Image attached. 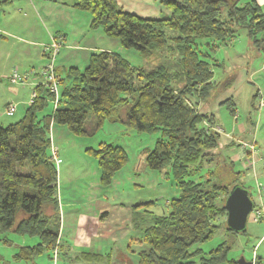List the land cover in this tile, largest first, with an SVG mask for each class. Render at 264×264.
Instances as JSON below:
<instances>
[{
  "label": "trees",
  "instance_id": "1",
  "mask_svg": "<svg viewBox=\"0 0 264 264\" xmlns=\"http://www.w3.org/2000/svg\"><path fill=\"white\" fill-rule=\"evenodd\" d=\"M158 2L168 12L165 18L126 11L117 0H77L74 6L91 14L93 28H102L106 36L118 39L126 49L137 50L145 60L159 62L135 68L121 54L102 50L91 54L85 70L71 67L63 79L53 62L60 97L53 112L40 116L48 97L55 98L47 84V66L42 74L45 83L36 86L24 117L6 127L0 125V234L13 231L40 239L35 246L21 248L16 260L33 261L59 248L58 169L49 153L52 123L66 125L77 135H92L111 119L139 132L159 133L154 149L147 152L146 164L152 170L170 167L179 189V196L168 203L167 214L152 212L154 201L132 208V226L141 233L133 241L138 246L134 251L138 264H238L229 258L232 244L228 242L204 256L197 247L212 239L218 229L216 221L227 217L226 199L240 178L227 164L221 168L232 174L230 179L228 173L226 178L218 174L216 151L221 147V133L214 129L215 117L198 109L213 88L209 55L200 53L198 41L208 40L210 46L213 41L225 44L239 30H246L264 52V4L259 0ZM170 31L177 35H169ZM45 53L50 57L51 49L47 47ZM26 79L18 73L9 78L13 84ZM94 155L101 186L111 185L127 162L125 149L102 143ZM212 165L217 167L216 174L210 169L201 173ZM223 226L231 234L246 232L229 229L226 221ZM107 258L83 252L76 259L102 263ZM254 264L264 262L256 259Z\"/></svg>",
  "mask_w": 264,
  "mask_h": 264
},
{
  "label": "rangeland",
  "instance_id": "2",
  "mask_svg": "<svg viewBox=\"0 0 264 264\" xmlns=\"http://www.w3.org/2000/svg\"><path fill=\"white\" fill-rule=\"evenodd\" d=\"M76 1L0 0V125L6 127L24 117L36 86L45 83L42 74L51 63L45 50L51 45L59 46L54 66L61 79L71 67L85 70L91 54L99 50L119 53L135 68H149L159 62V59L145 60L137 50L126 49L118 39L106 36L102 28H93L91 14L78 10L74 6ZM259 2L264 4V0ZM160 10L158 17L165 18L167 10L163 7ZM169 35L177 33L170 31ZM208 42L198 41L200 53L209 55L213 88L198 109L215 117L214 129L221 133V147L216 151L218 174L226 178L225 173H228V179L232 176L221 164L239 173L238 184L250 193L255 208L248 217L245 233L231 234L223 226L226 218L219 219L213 238L197 247L204 256L228 242L232 244L230 259L264 262V52L253 44L246 30H239L234 40L225 44L213 41L210 46ZM169 45L176 46L172 42ZM15 73L26 77V81L11 83L9 78ZM9 104L16 105L13 116L6 113ZM54 107L53 97H48L40 116L51 114ZM232 107L235 108L233 113ZM159 136L158 132H139L121 120L106 119L92 135H77L66 125L52 123L49 153L55 148L59 160L56 162L57 193L62 217L63 211L71 208L84 213L91 211L98 200L130 207L154 201L150 210L158 215L167 214L168 203L179 196L171 169L152 170L146 164L147 152L154 149ZM232 141L234 146H228ZM102 143L123 147L128 157L122 169L115 173L111 185L105 187L101 186V171L94 155V150ZM241 151L243 155L238 156ZM215 165L205 166L201 173L204 175L210 169L216 174ZM72 203L76 207H69ZM257 213L262 218L255 221ZM63 227L62 222L60 234ZM55 230H59L56 225ZM69 230L67 223L65 234ZM39 242L38 237L13 231L0 234V264H85L76 261L75 256L67 259L62 251L55 257L51 251H45L33 261L15 259L21 248ZM132 247L130 256L138 264L139 257L134 252L138 251V246L133 244Z\"/></svg>",
  "mask_w": 264,
  "mask_h": 264
},
{
  "label": "crops",
  "instance_id": "3",
  "mask_svg": "<svg viewBox=\"0 0 264 264\" xmlns=\"http://www.w3.org/2000/svg\"><path fill=\"white\" fill-rule=\"evenodd\" d=\"M117 1L126 11L141 14L144 17H158L162 13L157 0ZM29 3L31 2L29 1ZM152 13L154 15H151ZM242 155L243 151L238 156ZM238 158L236 157V159ZM69 207H76V205L72 203L69 204ZM92 207L91 211L86 213L76 208L63 211L60 230L62 222L64 227L61 234L59 230V252L65 253L67 259L75 256L76 261H78L77 256L83 252L108 257L104 263L80 261L85 264H106L107 262H109L108 264H135L130 256V249L133 246V241L141 238V233L132 226L133 207L111 203L109 200H98ZM67 223L70 230L65 234ZM51 252L53 255V251Z\"/></svg>",
  "mask_w": 264,
  "mask_h": 264
},
{
  "label": "water",
  "instance_id": "4",
  "mask_svg": "<svg viewBox=\"0 0 264 264\" xmlns=\"http://www.w3.org/2000/svg\"><path fill=\"white\" fill-rule=\"evenodd\" d=\"M254 206L250 193L240 185L234 186L229 192L225 203V208L227 210L226 223L228 228L235 232L245 231L248 217L254 210ZM238 264L254 263L241 258Z\"/></svg>",
  "mask_w": 264,
  "mask_h": 264
},
{
  "label": "built area",
  "instance_id": "5",
  "mask_svg": "<svg viewBox=\"0 0 264 264\" xmlns=\"http://www.w3.org/2000/svg\"><path fill=\"white\" fill-rule=\"evenodd\" d=\"M51 53L49 54L51 57V63L48 65L45 73H47V84L50 86V91L54 93V105L55 107L57 106L59 102V83H58V78L56 77L54 70H53V62L55 60L56 55L59 53V46L58 45H51ZM17 76L14 77L16 79ZM34 97V96H33ZM32 102V100H31ZM17 108L16 105L14 104H9L6 109V113L10 116H13L16 112ZM56 149L53 148L52 150V156L55 162H59V160L56 157ZM259 214V213H258ZM257 218H255L256 221ZM54 257L57 255L58 256V250L56 249L53 253Z\"/></svg>",
  "mask_w": 264,
  "mask_h": 264
}]
</instances>
